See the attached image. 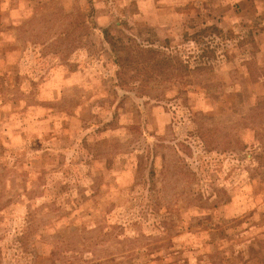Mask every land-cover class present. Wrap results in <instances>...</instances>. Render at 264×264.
Returning <instances> with one entry per match:
<instances>
[{
    "label": "rangeland",
    "instance_id": "obj_1",
    "mask_svg": "<svg viewBox=\"0 0 264 264\" xmlns=\"http://www.w3.org/2000/svg\"><path fill=\"white\" fill-rule=\"evenodd\" d=\"M0 264H264V0H0Z\"/></svg>",
    "mask_w": 264,
    "mask_h": 264
},
{
    "label": "trees",
    "instance_id": "obj_2",
    "mask_svg": "<svg viewBox=\"0 0 264 264\" xmlns=\"http://www.w3.org/2000/svg\"><path fill=\"white\" fill-rule=\"evenodd\" d=\"M158 65H159V64H157V66H158ZM170 65H171V63H170V64H167V63H166V66H168V67H170Z\"/></svg>",
    "mask_w": 264,
    "mask_h": 264
}]
</instances>
